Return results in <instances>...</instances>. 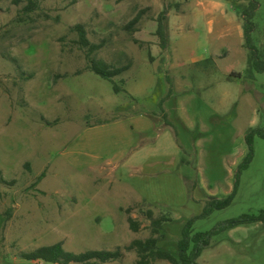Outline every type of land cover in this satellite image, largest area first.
I'll return each mask as SVG.
<instances>
[{"label":"rangeland","instance_id":"rangeland-1","mask_svg":"<svg viewBox=\"0 0 264 264\" xmlns=\"http://www.w3.org/2000/svg\"><path fill=\"white\" fill-rule=\"evenodd\" d=\"M258 2L252 37L264 50V0ZM247 3L39 0L36 10L25 12L26 0H0V172L8 183L0 182V264H35L19 255L56 243L72 253L119 248L121 260L107 264H134L136 255L125 246L149 236L147 210L156 218H170L162 224L157 246L176 256L184 223L216 196H207L204 187L225 190L227 184L230 193L247 154L244 135L264 128V73L253 71L244 48L241 13ZM139 13L138 23L126 29ZM162 14L165 49L155 34ZM77 24L91 43L102 45L96 59L112 67L130 65L113 79L119 93L86 69L85 50L71 30ZM198 59L205 62L193 64ZM180 99L185 101L181 114L201 126L190 130L180 124L181 131H174L189 158L183 186L177 180H138L123 169L118 181L108 168L88 164V148L113 139L85 132L87 127L154 108L162 112L163 102L179 105ZM214 114L211 131L203 130ZM158 118L156 123H165ZM202 181L205 186L199 185ZM137 182L159 195L138 202L128 188ZM127 209L140 223L137 233L129 229ZM262 209L264 139L255 138L253 158L230 206L196 220L193 230L207 232ZM199 263L264 264V224L215 236Z\"/></svg>","mask_w":264,"mask_h":264},{"label":"trees","instance_id":"trees-1","mask_svg":"<svg viewBox=\"0 0 264 264\" xmlns=\"http://www.w3.org/2000/svg\"><path fill=\"white\" fill-rule=\"evenodd\" d=\"M39 0H26L24 7L25 12H33L38 8ZM258 0H248L245 9L241 13L243 19V39L244 48L247 50L252 69L255 73H264V50L259 49L254 44L252 34L257 28L255 23L256 11L258 9ZM141 13L137 14L126 29L132 30L133 26L140 20ZM163 14L157 19V28L155 31L158 37L161 49L167 46L166 33L163 25ZM77 34V44L85 50V56L88 62L86 69L92 72L101 79L107 80L112 83L115 93L121 90L118 85L113 81L125 73L130 65H123L120 67H112L100 59H96L93 55L101 49V44L91 43L87 37L83 25L77 24L71 28ZM135 43H138L134 40ZM79 74V72H77ZM163 119L168 124L166 117ZM255 138L264 139V128L250 129L244 135V142L247 148V154L238 165L235 175L234 183L231 192L223 198H210L203 203L202 211L198 216L189 218L183 225L180 238L176 244V256H172L168 252L161 250L157 246V241L160 237V230L162 224L169 222L170 218L167 216H160L158 218L153 216L151 210L145 211L144 215L150 221L149 236L145 239H134L127 246L125 250L133 251L136 255L134 264H155L157 261H166L169 264H200L199 258L203 250L208 247L212 239L224 231L246 226L250 224H264V209L260 210L258 214H243L237 218L229 219L217 224L214 228L207 232H195L193 225L198 219H206L217 210H222L230 206L237 193L240 175L245 171L253 158V143ZM0 182L8 184L1 176ZM130 209H127V223L129 229L137 233L140 230V223L129 216ZM20 259L27 261H42L48 264H107L110 262L120 261L122 253L119 248L115 251H86L83 253H72L65 251L61 243L52 244L49 246L39 247L28 253H21Z\"/></svg>","mask_w":264,"mask_h":264},{"label":"crops","instance_id":"crops-1","mask_svg":"<svg viewBox=\"0 0 264 264\" xmlns=\"http://www.w3.org/2000/svg\"><path fill=\"white\" fill-rule=\"evenodd\" d=\"M203 62L205 60L198 59L193 64ZM179 101L178 105L175 100L174 103L172 100H166L161 104L162 112L154 108V110L138 112L133 115L127 114L109 122H101L87 127L85 132L94 131L97 135L107 134L113 139L112 144L96 143L92 149L88 148L89 151L84 153L88 159V164L98 167L100 170L108 168L110 177L117 178L116 175L123 169L124 174L128 173L130 177L134 175L138 180H143L144 177L151 180H177L183 186V182L186 183L184 171L189 167V158L186 156L185 146L179 140L180 134L177 138L174 131L176 129L181 131L180 124L190 130L200 129L201 126H198L196 121H192L185 114H181L185 113V110L181 112L182 103L185 101L181 99ZM164 116L168 124L164 122H157V124L158 117L163 118ZM215 117H217L216 114L210 115L211 123L203 125L202 129L211 131L213 128L212 121L216 119ZM76 154L79 153L74 152V157ZM240 159L234 164V167L237 166ZM199 185L205 186L203 181L199 182ZM128 186L129 190L136 195L138 202L143 200L146 202L154 201L153 195H159L156 188H152V191L147 193L138 182L135 187ZM225 187V190H221V188L217 190L208 189V192L206 190L208 187L205 186V194L207 196L210 193L216 195L211 198L226 196L227 194H223L229 193L230 186L225 184ZM217 191H222L223 194L217 195Z\"/></svg>","mask_w":264,"mask_h":264},{"label":"built area","instance_id":"built-area-1","mask_svg":"<svg viewBox=\"0 0 264 264\" xmlns=\"http://www.w3.org/2000/svg\"><path fill=\"white\" fill-rule=\"evenodd\" d=\"M35 264H44L42 261L35 262Z\"/></svg>","mask_w":264,"mask_h":264}]
</instances>
